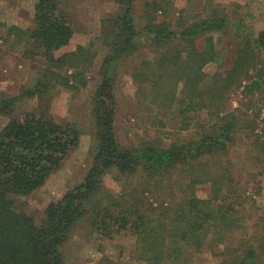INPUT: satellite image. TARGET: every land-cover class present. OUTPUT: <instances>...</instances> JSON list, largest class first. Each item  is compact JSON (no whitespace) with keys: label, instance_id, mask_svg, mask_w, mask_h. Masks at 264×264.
Segmentation results:
<instances>
[{"label":"trees","instance_id":"1","mask_svg":"<svg viewBox=\"0 0 264 264\" xmlns=\"http://www.w3.org/2000/svg\"><path fill=\"white\" fill-rule=\"evenodd\" d=\"M114 2L117 9L102 19L98 38L105 56L89 101V169L41 218L19 207L18 199L44 187L78 149L83 131L75 122L57 121L45 112L17 116L14 110L23 99L47 96L58 86L75 92L87 88L98 51L80 44L60 53L75 32L60 0L37 1L33 28L10 27L9 38L29 36L35 52H25L38 56L42 68L34 87L0 95V112L9 116L0 131V264H64L63 247L83 225L103 239L130 232L149 264H192L206 250L221 256L222 264H264V214L249 212L252 197L237 196L228 166L213 169L236 145L240 128L254 122L241 109L230 108V95L243 87L252 95L261 87L264 30L242 36L233 66L209 74L206 66L221 60L215 34L239 29L242 19L232 21L214 0H206L204 10L194 16L188 6L179 8L173 0ZM142 50L129 72L142 101L169 117L178 130L171 133L176 136L172 142L152 136L150 128L131 145L117 133L118 71ZM113 170L122 181L117 195L103 185ZM137 175L140 186L130 190L128 182ZM173 176H178L176 181ZM198 184L211 185L210 197L196 194ZM150 185L167 190L160 194L159 205L147 204L146 194L154 189L146 188ZM249 219L255 220L253 229Z\"/></svg>","mask_w":264,"mask_h":264},{"label":"rangeland","instance_id":"2","mask_svg":"<svg viewBox=\"0 0 264 264\" xmlns=\"http://www.w3.org/2000/svg\"><path fill=\"white\" fill-rule=\"evenodd\" d=\"M37 1L0 0V95H16L23 86L34 87L41 72L40 58L32 52H25L26 50L35 52V47L29 41V36L16 34L11 38L8 37L11 26H17L24 30L34 27ZM60 1L72 18L75 29L71 44L62 49L60 53L71 51L81 44L93 46V49L98 51V58L89 74L87 88L75 92L58 86L47 96L37 95L23 99L14 110L17 116H25L30 112H45L57 121L65 119L73 121L83 131L78 149L64 160L61 168L50 176L44 187L27 198L18 199V206L37 218L43 216L45 209L52 201L61 198L69 189L76 186L89 169L93 142L90 135L91 105L89 101L98 84L99 71L105 56L98 38L101 33L102 19L117 9L114 0ZM214 1L229 12L232 21L239 22L242 19L243 26L239 29L231 28L229 33L224 36L215 34L221 60L219 63L211 62L206 66L205 70L209 74L224 72L227 68H231L241 45V37L247 34L258 35L264 30V0ZM173 2L179 8L188 6L190 9L188 13L193 16L203 11L206 5V0H173ZM199 44L203 47L202 41ZM143 54L142 50L123 64L118 71L116 85L119 106L116 116L117 133L121 141L131 145V143L139 141L145 128H150L152 136L170 138V140L167 139V142H172L176 136L171 133L173 131L177 133L178 130L175 129L176 127L172 128L169 117L164 118L158 114V110L142 101L140 95L137 94L138 85L129 72L133 62H137L140 55ZM246 83L247 86L251 85L249 80ZM244 88L230 95V108L241 109L248 114L249 120H254V122L251 126L248 123L240 128L241 132L237 134L236 145L218 163L216 162L213 169L220 171L228 166L233 173L236 190L239 191L237 196L245 194L252 197L249 198L250 201L246 207L254 216H259L264 214V81L252 95L247 94ZM169 116H171L170 113ZM8 121L9 116L0 112V131ZM247 135L251 137L246 138ZM177 178L178 176H173V181H176ZM140 182L138 175L129 180L130 190L135 186H140ZM103 185L113 195H117L123 190L122 181L117 178L115 170L106 173ZM138 188L140 189V187ZM146 188L150 190L154 187L150 185ZM194 190L201 198H208L211 195L210 184H198ZM165 191H167L166 188L163 191H156V188L151 192L148 191L146 194L147 204L159 205L160 194ZM164 194L166 195V193ZM253 198L255 200L254 208L251 206ZM235 199L243 201L241 197L234 196L233 200ZM254 223V219H249L252 229ZM63 252L64 264H149L141 258L140 243L130 232L121 231L112 237L103 239L94 234L89 225H83L79 232L76 230L73 239L63 247ZM222 262L221 256H214V253L206 250L197 254L192 264H222Z\"/></svg>","mask_w":264,"mask_h":264}]
</instances>
